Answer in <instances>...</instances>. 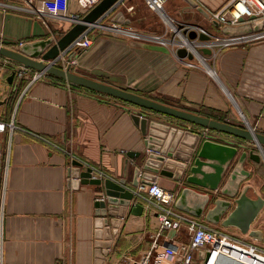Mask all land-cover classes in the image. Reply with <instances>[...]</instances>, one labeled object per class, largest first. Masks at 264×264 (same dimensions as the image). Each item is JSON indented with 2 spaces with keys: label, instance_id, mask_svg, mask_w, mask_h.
<instances>
[{
  "label": "crops",
  "instance_id": "obj_1",
  "mask_svg": "<svg viewBox=\"0 0 264 264\" xmlns=\"http://www.w3.org/2000/svg\"><path fill=\"white\" fill-rule=\"evenodd\" d=\"M50 1L0 0V46L17 51L20 44L58 40L73 26L71 21L81 20L89 11L80 8L78 0H66L70 19L51 17L40 8ZM193 1L211 15L233 0ZM162 13L150 11L145 0H122L101 20V27L92 30L91 46L77 52L70 72L264 135V34L224 46L227 36L220 32L224 26L214 28L184 0H165ZM174 26L199 34L196 26L221 44H204L211 49L209 56L195 47L196 54ZM154 45L168 53L153 51ZM181 45H187L195 55L193 60L177 57ZM200 57L212 68L202 67ZM6 60L0 57V143L5 160L0 163V264H94V202L103 198V191L89 185L76 190L68 187L69 162L82 163V171L90 168L92 179H123L129 186L133 169L142 163V156L135 155L145 153L131 113L172 120L47 74L36 81L18 79L12 69L20 65ZM173 123L201 132L189 124ZM206 136L258 153L252 143L213 131ZM244 168L250 172L242 184L250 187L248 196L264 200V155L259 163L247 159ZM155 183L177 198L184 187L164 177ZM136 193L135 203L143 208L142 214L126 213L121 219L104 264H117L121 257L138 260L149 250L158 224L154 211L146 207L145 191L139 186ZM225 229L224 235L260 253V248L264 250V207L251 226L261 232V241L253 243L245 235L237 238L233 235L241 233L236 228ZM180 240L188 242L184 229ZM165 242L158 240L161 245Z\"/></svg>",
  "mask_w": 264,
  "mask_h": 264
},
{
  "label": "water",
  "instance_id": "obj_2",
  "mask_svg": "<svg viewBox=\"0 0 264 264\" xmlns=\"http://www.w3.org/2000/svg\"><path fill=\"white\" fill-rule=\"evenodd\" d=\"M121 1L101 0L58 40L48 38L24 43L17 51L0 46V57L13 61L25 69L45 72L47 75L61 79L69 85L82 87L172 119L171 122L157 121L142 113H131V120L142 137L145 153L143 155L136 153L135 155L136 157L142 156V163L133 169L129 186L123 179L118 181L92 179L93 171L90 168H85L82 171V163L76 160L69 162L66 169L68 187L76 190L79 185H89L101 187L103 191V198L94 202V264H103L107 258L112 246V238L116 235L121 219L125 217V214L129 213L132 216L142 214L143 208L135 203L139 197L136 193L138 187L151 185L159 177L173 179L178 184L184 185L175 203L177 210L194 218H203L206 223L212 226L236 228L242 235L255 241H261V232L251 230V226L263 209L264 200L259 196L250 198L248 196L250 187L242 186V184L250 176V172L244 168L246 160L259 163L262 155H264V135L255 133L249 128H237L224 122L184 112L42 63L53 60L59 52L64 50L88 27L106 17ZM184 1L208 20L214 28H219V24L211 20L210 15L193 0ZM253 20L255 17H251L247 22L240 20L239 25L235 27L225 26L220 29V32L227 36L226 40L229 42L260 38L264 34V20L252 24L251 21ZM193 27L201 30L199 34L196 30H187L177 26L175 32L179 33L188 43V46L194 50L197 47L202 55H211V49L203 47V45L216 46L221 42L211 33L196 26ZM153 41L158 42L159 38H154ZM174 43V45H179L176 41ZM151 48L153 51L168 53L167 49L159 45H154ZM195 52L199 54L196 50ZM176 55L180 59L190 61L195 57L193 53L188 51L187 45H181L176 50ZM72 56L73 54L68 59ZM199 59H201L200 62L203 66L209 69L205 59L203 57ZM12 79L13 76L11 75L8 82L11 83ZM173 121L252 143L258 153L247 151L246 147L238 143L227 145L208 139L203 140L199 131L195 132L184 128L182 125H175ZM240 149L242 151L238 154ZM129 156L132 157L131 154ZM178 187L179 185H177ZM131 202L135 204L132 205ZM200 257L202 258V254ZM218 264L253 263L252 260L247 259H244V262H239L229 258H221Z\"/></svg>",
  "mask_w": 264,
  "mask_h": 264
},
{
  "label": "built area",
  "instance_id": "obj_3",
  "mask_svg": "<svg viewBox=\"0 0 264 264\" xmlns=\"http://www.w3.org/2000/svg\"><path fill=\"white\" fill-rule=\"evenodd\" d=\"M101 0H78V5L85 11L90 10ZM165 0H145L146 6L160 16H163L162 10ZM66 0H53L44 2L41 5V11L58 17L63 20H69L67 16ZM131 10V8L129 9ZM251 17L256 21L264 20V0H233L227 7L217 13L210 15V19L216 21L220 26L235 27L239 21H249ZM73 20L71 22H76ZM101 22V21H100ZM100 22L88 27L80 36L72 41L64 50L50 61L42 62L43 64L71 71L75 65V56L77 52L86 50L91 46L90 34L93 29L100 28ZM258 39V38H257ZM224 46H229L234 42L223 41ZM20 44L19 46H21ZM73 56L68 59V57ZM7 61V60H6ZM39 61V60H38ZM7 64V63H5ZM190 67L191 65H187ZM33 71V75L32 72ZM18 79L29 77L31 81L41 79L46 73L32 69H25L20 66L19 69H12ZM32 75V76H31ZM190 129V128H189ZM191 130V129H190ZM0 131L1 127H0ZM209 130L201 129L202 139L206 140ZM4 154L0 143V163H3ZM140 189L145 191L147 196V206L154 211L158 224L156 234L152 237L149 250L145 252L138 260L129 257H121L117 264H208L212 258L228 256V253L235 249L234 254L241 253L239 259H255L252 253L259 255L257 250L242 242H237L228 236L218 233L206 226L207 223L203 218H194L175 208L176 194L163 190L155 182L151 185H141ZM135 203H132L134 205ZM184 229L188 242L181 241V231ZM159 238L165 239V244L158 243ZM202 254V258L200 257ZM105 260L103 261L104 264Z\"/></svg>",
  "mask_w": 264,
  "mask_h": 264
},
{
  "label": "bare ground",
  "instance_id": "obj_4",
  "mask_svg": "<svg viewBox=\"0 0 264 264\" xmlns=\"http://www.w3.org/2000/svg\"><path fill=\"white\" fill-rule=\"evenodd\" d=\"M208 72L213 74L212 71H210V70H208ZM235 251H237V250L235 249L234 251L232 250V252L230 251L228 253V256H221V257H218V258H212L208 264H218V262L221 260V258H229V259H232V260H235V261L244 262L243 258L239 259V257H242V256H240L241 253H237L236 252V254H234ZM252 255L255 256V259H251V258L248 257L247 260H252L253 264H264V258L260 257V255H258L256 253H252Z\"/></svg>",
  "mask_w": 264,
  "mask_h": 264
},
{
  "label": "rangeland",
  "instance_id": "obj_5",
  "mask_svg": "<svg viewBox=\"0 0 264 264\" xmlns=\"http://www.w3.org/2000/svg\"><path fill=\"white\" fill-rule=\"evenodd\" d=\"M205 62H206V61H205ZM206 64H207L208 67L210 66L209 63L206 62ZM197 65H198L200 68L205 67V66H202L203 64H202V65H201V64H197ZM201 66H202V67H201ZM210 68H212V67L210 66L209 69H210ZM214 228H217V229L220 231L219 233L222 232L221 234H224L223 232H226V231H225L226 229L223 228V227H221V226H214ZM241 235H242V234H240V235H237V234H236V235H233V236H235V237H237V238H241V237H242ZM233 236H232V237H233ZM232 240L237 241V242H242V241H240V240L233 239V238H232ZM254 241H255V240H253V241L251 240V242L255 243ZM256 242H257V241H256ZM242 243H243V242H242ZM256 245H258V244H256ZM260 249H261L260 253H262V254L259 253V255H260V257L264 258V255H263V254H264V250H263L262 248H260ZM257 252H258V250H257Z\"/></svg>",
  "mask_w": 264,
  "mask_h": 264
},
{
  "label": "trees",
  "instance_id": "obj_6",
  "mask_svg": "<svg viewBox=\"0 0 264 264\" xmlns=\"http://www.w3.org/2000/svg\"><path fill=\"white\" fill-rule=\"evenodd\" d=\"M49 77H52V76H49ZM168 119H170V118H168ZM170 120H172V119H170ZM181 123V122H180ZM184 124V123H183ZM191 126H193V125H191ZM193 127H196V126H193Z\"/></svg>",
  "mask_w": 264,
  "mask_h": 264
}]
</instances>
